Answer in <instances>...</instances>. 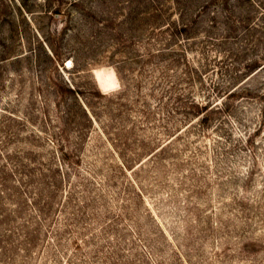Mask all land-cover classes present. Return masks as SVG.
<instances>
[{"label": "rangeland", "instance_id": "1", "mask_svg": "<svg viewBox=\"0 0 264 264\" xmlns=\"http://www.w3.org/2000/svg\"><path fill=\"white\" fill-rule=\"evenodd\" d=\"M0 264H264V0H0Z\"/></svg>", "mask_w": 264, "mask_h": 264}, {"label": "bare ground", "instance_id": "2", "mask_svg": "<svg viewBox=\"0 0 264 264\" xmlns=\"http://www.w3.org/2000/svg\"><path fill=\"white\" fill-rule=\"evenodd\" d=\"M101 79V78H100ZM100 86H101V88H103V89H107L108 87H110L108 84H105L104 82H103V80H101V82H100Z\"/></svg>", "mask_w": 264, "mask_h": 264}, {"label": "clouds", "instance_id": "3", "mask_svg": "<svg viewBox=\"0 0 264 264\" xmlns=\"http://www.w3.org/2000/svg\"><path fill=\"white\" fill-rule=\"evenodd\" d=\"M114 89L118 91L120 89V84L117 83L116 85H114Z\"/></svg>", "mask_w": 264, "mask_h": 264}]
</instances>
